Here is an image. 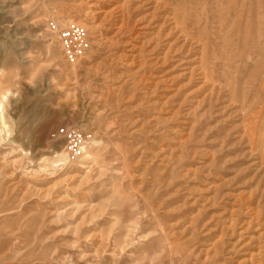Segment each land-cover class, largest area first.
I'll use <instances>...</instances> for the list:
<instances>
[{
	"label": "rangeland",
	"instance_id": "rangeland-1",
	"mask_svg": "<svg viewBox=\"0 0 264 264\" xmlns=\"http://www.w3.org/2000/svg\"><path fill=\"white\" fill-rule=\"evenodd\" d=\"M0 105V264H264V0H0Z\"/></svg>",
	"mask_w": 264,
	"mask_h": 264
},
{
	"label": "built area",
	"instance_id": "built-area-1",
	"mask_svg": "<svg viewBox=\"0 0 264 264\" xmlns=\"http://www.w3.org/2000/svg\"><path fill=\"white\" fill-rule=\"evenodd\" d=\"M61 50L69 61H74L80 57L88 48L89 37L86 29L78 24H71L58 32ZM67 146L75 151L85 145L86 137L81 133L67 131L65 134Z\"/></svg>",
	"mask_w": 264,
	"mask_h": 264
},
{
	"label": "bare ground",
	"instance_id": "bare-ground-1",
	"mask_svg": "<svg viewBox=\"0 0 264 264\" xmlns=\"http://www.w3.org/2000/svg\"><path fill=\"white\" fill-rule=\"evenodd\" d=\"M93 6V5H92ZM114 9V8H113ZM116 9V8H115ZM108 12H110V11H108ZM107 12V13H108ZM105 13V12H104ZM107 13H105V14H107ZM124 17V16H123ZM119 20V19H118ZM2 97H4V95H2ZM0 112H1V105H0ZM0 118H2V117H0ZM81 152H83L84 151V148H82L81 150H80ZM66 157H67V155H66V153H61V154H56L55 155V157H53V161L54 162H63V160L64 159H66Z\"/></svg>",
	"mask_w": 264,
	"mask_h": 264
}]
</instances>
